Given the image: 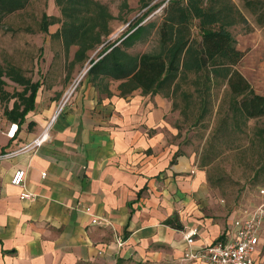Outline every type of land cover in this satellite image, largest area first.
<instances>
[{
  "label": "crops",
  "instance_id": "obj_1",
  "mask_svg": "<svg viewBox=\"0 0 264 264\" xmlns=\"http://www.w3.org/2000/svg\"><path fill=\"white\" fill-rule=\"evenodd\" d=\"M139 92L100 97L84 79L65 104L64 96L44 104L37 97L23 121L5 113L15 100H0V155L31 144L56 116L36 152L0 160V264H205L184 260V233L198 228L196 246H207L253 211L258 196L229 214L215 204L195 158L176 157L172 102ZM15 123L10 139L6 132ZM18 170H25L33 199L21 200L23 188L12 184ZM175 215L182 231L165 225ZM103 218L112 225L92 223ZM253 258L264 264V226Z\"/></svg>",
  "mask_w": 264,
  "mask_h": 264
},
{
  "label": "trees",
  "instance_id": "obj_2",
  "mask_svg": "<svg viewBox=\"0 0 264 264\" xmlns=\"http://www.w3.org/2000/svg\"><path fill=\"white\" fill-rule=\"evenodd\" d=\"M139 1L141 7L149 8L145 16L164 5L161 15L145 23L144 20L135 23L132 32L115 43L104 46L113 33L111 23L115 17L109 7L98 0H55L60 17L45 14L42 32L48 33L50 26L60 25L52 37L61 42L67 59L70 49L77 48L69 64L70 72L77 65L84 67L88 63L90 68L85 78L100 97H112L111 86L118 83L121 98L136 91L144 96L160 95L173 99L174 110L179 94L185 101L191 97L183 92V84L193 75L197 78L194 82L197 87L201 79L208 82L210 88L227 86L234 129L239 125L245 128L249 122L264 118V95L258 94L237 69L245 52L237 48L230 29L238 25L250 27V23L233 0H168L157 5H151L155 0ZM242 2L256 24L264 29V0ZM29 4L30 0H0V26L6 17L25 10ZM125 10H131L127 0L121 5V12ZM153 35L158 36L156 51L130 53L138 42H146ZM101 46L104 47L92 58ZM5 78L22 90L7 92ZM40 88V83L26 77L20 68L14 65L0 68V100L2 103L15 100L13 108L5 110L11 120L23 121L35 110ZM225 125H228L227 120ZM255 136L264 144V128H257ZM180 155L178 152L176 157ZM175 162L176 158L171 164ZM165 225L181 231L184 228L176 215Z\"/></svg>",
  "mask_w": 264,
  "mask_h": 264
},
{
  "label": "rangeland",
  "instance_id": "obj_3",
  "mask_svg": "<svg viewBox=\"0 0 264 264\" xmlns=\"http://www.w3.org/2000/svg\"><path fill=\"white\" fill-rule=\"evenodd\" d=\"M98 1L106 4L115 17L111 23L113 33L104 46L129 35L135 23L156 19L164 7L163 5L145 16L149 8L141 7L139 0H127L131 10L122 12L121 5L124 0ZM165 1L168 0H155L151 5ZM234 2L250 23V27L238 25L230 29L237 48L245 52V57L237 69L258 94L264 95V29L260 28L254 17L245 10L242 0ZM45 14L60 17V9L55 0H30L25 10L4 19L0 26V68L14 65L33 82H39L40 104L49 99L60 101L63 96L64 104L86 79L85 75L90 66L88 63L84 67L77 65L70 72L69 64L77 48L70 49L67 59L61 42L52 37L60 25L50 26L48 33L42 32ZM157 22L159 23L160 19ZM104 46L94 52L92 58ZM157 49L158 36L153 35L146 42H138L129 51L139 54L154 52ZM5 80L8 91L22 90L8 78ZM195 80L197 78L191 75L183 84V92L191 96L189 100L185 101L181 94L176 97L178 107H174L173 116L170 118L172 126L178 132L175 141L178 143V152L195 158L198 168L206 173L215 204L219 205L225 214H229L235 207L256 201L259 189L264 187V144L255 136L257 128H264V118L249 122L245 128L239 125L238 129H234L227 86L213 85L210 88V84L201 79V85L197 87ZM117 87L118 83H113L112 92L118 91ZM138 95L142 93L139 92ZM167 99L173 103L172 98ZM225 120L228 125H225ZM128 264L181 263L160 260Z\"/></svg>",
  "mask_w": 264,
  "mask_h": 264
},
{
  "label": "built area",
  "instance_id": "obj_4",
  "mask_svg": "<svg viewBox=\"0 0 264 264\" xmlns=\"http://www.w3.org/2000/svg\"><path fill=\"white\" fill-rule=\"evenodd\" d=\"M65 104V103H64ZM64 106V105H63ZM56 119V116L51 120L46 130L36 138L31 144L24 148L7 154L0 155V160L12 158L19 153L36 152L48 139L49 129ZM19 125L17 123L11 124L6 135L10 139L16 137ZM46 176V174H43ZM27 174L25 170H18L12 178V184L23 188L20 196L21 200L33 199V195L26 190ZM260 201L254 205L253 211L246 214L234 222V228L231 234L225 239L218 240L207 246L197 247V237L199 236V229L192 228L184 233V240L187 248L185 250V261L202 262L205 264H255L253 255L260 243V234L264 226V187L258 191ZM94 225L111 226L112 223L107 219H94ZM119 247L125 245L122 238H117Z\"/></svg>",
  "mask_w": 264,
  "mask_h": 264
},
{
  "label": "water",
  "instance_id": "obj_5",
  "mask_svg": "<svg viewBox=\"0 0 264 264\" xmlns=\"http://www.w3.org/2000/svg\"><path fill=\"white\" fill-rule=\"evenodd\" d=\"M87 73V72H86Z\"/></svg>",
  "mask_w": 264,
  "mask_h": 264
}]
</instances>
